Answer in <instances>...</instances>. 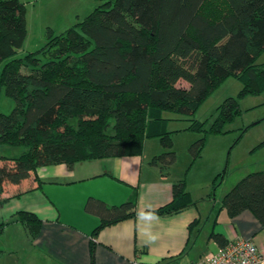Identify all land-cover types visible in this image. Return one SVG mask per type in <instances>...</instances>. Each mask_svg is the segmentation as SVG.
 Here are the masks:
<instances>
[{
    "label": "trees",
    "instance_id": "obj_1",
    "mask_svg": "<svg viewBox=\"0 0 264 264\" xmlns=\"http://www.w3.org/2000/svg\"><path fill=\"white\" fill-rule=\"evenodd\" d=\"M99 1L82 21L49 33L40 49L16 57L27 34L25 6L0 0V94L14 102L8 114L0 113V145L21 150L15 157L0 156V194L5 184L18 185L40 167L140 156L151 137L167 150L150 163L167 169L176 154L169 134L154 131L163 121L160 112L192 116L228 77L243 82L241 94L254 92L253 83L264 89V65L255 63L264 50V0ZM179 81L188 87H178ZM238 111L236 99H224L207 131L220 133ZM190 121L188 129L205 132L204 122ZM203 142L200 137L190 146L193 159ZM171 192L168 204L142 214L171 215L193 205L182 180ZM136 196L134 190L119 205L87 198L84 211L99 220L93 236L135 217ZM219 209L230 218L249 211L264 227V171L243 177L220 198ZM14 215L11 221L34 239L38 217ZM209 237L220 247L226 244L213 231Z\"/></svg>",
    "mask_w": 264,
    "mask_h": 264
},
{
    "label": "crops",
    "instance_id": "obj_2",
    "mask_svg": "<svg viewBox=\"0 0 264 264\" xmlns=\"http://www.w3.org/2000/svg\"><path fill=\"white\" fill-rule=\"evenodd\" d=\"M147 143L140 156L40 167L18 185L5 184L0 199H7L3 205L10 218L1 232L22 226L27 241L24 248L16 240L12 243L15 263L90 264L92 256L93 264H191L218 249L219 244L209 237L211 231L225 243L251 239L264 253V227L249 211L230 218L219 209L220 200L201 209L195 203L171 215L142 214L168 204L174 182L165 177V169L150 163L163 148ZM134 190L137 215L93 236L99 220L84 211L87 198L119 205ZM18 193L22 194L14 196ZM18 211L31 212L40 220L34 239L20 222L11 221ZM8 248L2 247L0 254Z\"/></svg>",
    "mask_w": 264,
    "mask_h": 264
},
{
    "label": "rangeland",
    "instance_id": "obj_3",
    "mask_svg": "<svg viewBox=\"0 0 264 264\" xmlns=\"http://www.w3.org/2000/svg\"><path fill=\"white\" fill-rule=\"evenodd\" d=\"M19 1L25 6L27 34L16 57H23L28 52L40 49L49 33H62L82 21L102 3L99 0ZM4 63H0V71ZM255 63L264 65V50L257 56ZM257 85L253 83L250 86L254 92L241 94L243 82L238 78L228 77L199 104L192 116L169 110L160 112L163 121L156 123L154 131L169 134L170 149L176 154L175 162L165 169V177L174 182L182 180L190 202L193 205L196 203L200 209L206 204L218 202L247 174L264 171V89L258 90ZM177 86L186 88L188 84L179 81ZM228 97L236 99L238 113L222 126L220 133L207 131L217 117V107ZM13 106V100L1 93L0 113L8 114ZM190 120L204 122L205 132L188 129ZM200 137L204 138L203 147L200 156L193 159L189 148ZM146 140L147 144L167 150L158 137ZM20 152L18 148L0 145V156L15 157ZM147 153L149 154L148 151ZM5 208L3 203L0 204V224L10 218ZM15 240V244H21L22 248L27 244L22 226L0 233V249L9 247L5 254H0V264H16L17 254H10V250L15 247L12 244Z\"/></svg>",
    "mask_w": 264,
    "mask_h": 264
},
{
    "label": "built area",
    "instance_id": "obj_4",
    "mask_svg": "<svg viewBox=\"0 0 264 264\" xmlns=\"http://www.w3.org/2000/svg\"><path fill=\"white\" fill-rule=\"evenodd\" d=\"M191 264H264V253L251 239H237Z\"/></svg>",
    "mask_w": 264,
    "mask_h": 264
}]
</instances>
